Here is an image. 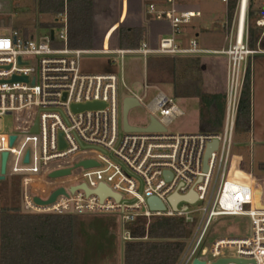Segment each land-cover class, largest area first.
Returning <instances> with one entry per match:
<instances>
[{"label": "built area", "instance_id": "2783aa9c", "mask_svg": "<svg viewBox=\"0 0 264 264\" xmlns=\"http://www.w3.org/2000/svg\"><path fill=\"white\" fill-rule=\"evenodd\" d=\"M164 1L167 8L157 9L153 2L148 5L149 12L167 17L171 24V33L162 36L156 46L143 42L128 49L106 44L96 50L70 48L66 11L56 18L62 27L58 33L54 32L53 38L50 35L25 38L7 25H0V120L13 116L11 131L0 126V173L3 153L7 152L5 178L18 176L24 212L107 213L119 216L124 228L127 222L140 216L183 217L196 229L178 264H192L195 258L206 264H214L221 258L264 264V207H257L255 201L256 184L262 179L253 172L251 161L233 152L239 91L248 57L257 53L248 44L246 14L242 29L239 17L231 26L230 46L215 51L227 55L229 61L230 97L224 129L220 132L124 131L122 121L121 127L119 124L118 75L82 70L81 56L87 52L121 57L138 54L145 59L152 54L211 52L201 48L196 38L187 44L179 39L184 27L193 17L200 16V11L183 8L177 0ZM258 24L264 27V17ZM52 41H62L63 45L54 46ZM90 103L99 105L87 107ZM149 109L166 128L183 114L175 99L163 91L155 96ZM214 140L218 146L212 150L205 168L206 150ZM84 161L95 164L85 166ZM65 169L70 172L51 175ZM101 185L120 197L109 193L101 196L96 192ZM61 188L64 192L52 202L36 201V198L41 202L49 200ZM191 191L197 194L194 202L180 200L173 208L169 201L172 194L185 195ZM149 197L161 200L165 209L152 210ZM261 201L264 204V183ZM200 202L197 209L189 210L191 204ZM195 211L202 212L200 220L192 214ZM217 216L249 217L250 234L222 236L210 247L204 246L210 223ZM122 238L131 239L126 228Z\"/></svg>", "mask_w": 264, "mask_h": 264}, {"label": "trees", "instance_id": "16d2710c", "mask_svg": "<svg viewBox=\"0 0 264 264\" xmlns=\"http://www.w3.org/2000/svg\"><path fill=\"white\" fill-rule=\"evenodd\" d=\"M180 2V0H177ZM54 11L63 9L62 0H51ZM240 0H228L227 17L232 19ZM125 7V0H123ZM122 15L118 26L123 21ZM264 15V5L260 0H248L246 21L248 44L253 48L264 47V35L258 21ZM69 43L75 47L91 45L93 36V0H70L68 3ZM164 17V16H163ZM196 17V16H195ZM166 18V17H164ZM53 29L56 20L44 24ZM117 26V28H118ZM145 28L140 25L122 24L119 28V47L136 48L145 42ZM54 46H62V41H52ZM203 54L164 55L152 54L147 58V69L155 72L148 81L170 82L175 94L193 93L199 98V128L204 132H220L224 126L226 87L211 92L202 87ZM169 75L163 78L164 73ZM149 73V72H148ZM180 82H179V80ZM200 83V84H199ZM252 122V75L248 62L236 116V132H242L245 148L251 132ZM241 141V143L243 142ZM19 182V180H17ZM16 182L15 192L8 202L0 201V264H82L71 244L72 226L66 218L70 215L45 216L40 213L24 212L19 203L20 186ZM131 239L123 244L124 264H178L185 252L191 235V225L178 216L137 217L127 222Z\"/></svg>", "mask_w": 264, "mask_h": 264}, {"label": "rangeland", "instance_id": "374dc122", "mask_svg": "<svg viewBox=\"0 0 264 264\" xmlns=\"http://www.w3.org/2000/svg\"><path fill=\"white\" fill-rule=\"evenodd\" d=\"M264 5V0H260ZM129 5L130 18L128 21H124L118 26L121 12L120 0H95V16H96V32L100 33L102 42L105 39L106 33L109 31L106 40L107 47L116 46L118 40L119 45V28L122 24L131 25L136 7L142 5L144 10H147V6L143 4L142 0H127ZM147 2V1H145ZM0 25H7L11 30L17 31L20 36L25 38H42L50 35L51 30L55 33L61 31L60 25L55 26L53 29L45 26L54 21V17L40 13L37 4L34 0H0ZM177 3L181 7L197 9L201 11L200 22L206 24V28L199 37L200 46L202 47H221L220 44L224 40L223 29L226 30V23L231 27L239 17V5L232 19L227 17V3H221L219 0H180ZM147 5V4H146ZM205 8V12H204ZM159 17V16H158ZM264 15L262 16V18ZM163 18V17H160ZM261 18V19H262ZM118 26V28H117ZM216 27L219 29L214 31ZM246 29L248 32V25L246 21ZM262 33L264 35V27H262ZM118 36V39H117ZM185 38V37H184ZM117 39V40H116ZM181 39V36L179 37ZM187 39V38H186ZM183 40V38H182ZM229 44V38L227 36V45ZM98 45V44H96ZM100 46V44L98 45ZM228 48V47H227ZM226 48V49H227ZM215 53L207 52L203 55V58H213ZM223 59L225 57H222ZM206 60V59H205ZM209 60V59H207ZM210 63V62H209ZM248 65V63H247ZM82 70L92 73H115L118 75L119 82V121L121 127L122 121V99L126 95H138L140 97L141 105L135 106L129 111V122L135 125H147L149 122V116L151 110L149 104L153 101L155 96L163 91L168 96L173 97L183 111L181 116L175 118L167 127L169 132L183 133L199 131V113L200 104L199 100H182L181 96L175 94V89L170 82H153L148 81L149 77L159 78L155 76V72L147 69V59L138 54H125L121 57L118 54H103L98 52H87L81 56ZM215 73V78L210 79L212 86H206V90H222L226 87L228 99L226 102V109L229 100V84H228V62L218 61L214 64H210ZM149 72V73H148ZM149 74V77H148ZM167 74L164 73L163 78H167ZM179 80V79H178ZM212 81V82H211ZM180 82V80H179ZM242 89V87H241ZM240 89V93H241ZM239 93V97H240ZM157 115H159L157 113ZM226 121V113L225 120ZM236 121V119H235ZM0 126L7 131H11L13 128V116L7 115L0 120ZM224 129V126L222 130ZM221 130V131H222ZM242 132H236V125L234 126V150L241 148L244 145V139H242ZM241 141H243L241 143ZM254 146V145H253ZM256 152L263 154L264 149L259 144H255ZM255 174L261 173V169L258 166L257 159L254 157ZM246 161H249L246 159ZM250 162V161H249ZM264 174V171L262 170ZM261 173V174H262ZM18 176L7 175L3 180H0V201L8 202L11 196L14 194ZM263 186V182L260 181ZM20 186V181L17 182ZM19 203L21 206V191L19 194ZM183 205V204H181ZM201 205L200 203L191 204L189 210L197 209ZM197 220L202 217L201 211H195L192 213ZM45 216H59L56 214H43ZM71 217L66 218L67 222L72 226L70 242L73 244V250L78 256L82 264H124L123 262V243L122 235L124 234V226L117 215H111L107 213H85L81 215L70 214ZM251 220L249 217L244 216H217L214 217L210 223L207 231L204 246L210 247V245L219 237L222 236H246L251 232ZM196 225L191 229V235L188 240L192 239Z\"/></svg>", "mask_w": 264, "mask_h": 264}, {"label": "crops", "instance_id": "0c3cea01", "mask_svg": "<svg viewBox=\"0 0 264 264\" xmlns=\"http://www.w3.org/2000/svg\"><path fill=\"white\" fill-rule=\"evenodd\" d=\"M37 4V7L42 14L46 15H51L49 17H54V20L58 17L59 14L63 12H67V17H68V31H69V16H68V3L70 0H62L64 6L63 9L60 11H54L51 9L53 2L51 0H34ZM61 1V0H60ZM100 1V0H99ZM121 1V12L120 15H122V8L124 7L123 5V0ZM143 4L147 6V10H144V6L142 8V5L139 7H136L134 14L131 16L133 18V21L131 25H140L145 28V42H147L150 46H156L159 39L162 36L169 35L171 33V24L169 19L166 18H160L155 12H149L148 11V5L149 3L153 2L155 4V7L157 9L161 8H167L168 4L164 0H142ZM147 1V2H145ZM220 1V0H219ZM221 3L224 4V2L220 1ZM147 4V5H146ZM95 0H93V13H94V20H93V36L91 39V45L85 46V47H73L69 43V34H68V46L70 48L74 49H86V50H93V49H100L104 44H106V38L109 33V31L106 33L105 39L102 42V38L100 37V33L96 35V16H95ZM186 8V7H183ZM199 8L201 6H198L197 11H200ZM191 9V8H190ZM124 21H128L130 18V13H129V5L127 0H125V7H124ZM205 12V8H204ZM201 13V11H200ZM201 16V15H200ZM200 16L193 17L191 22L187 24L184 29L183 33L181 35V40L184 44H187L188 41L191 38H196L199 46V37L203 31V28H206V24L201 23L200 21L202 20ZM121 17V16H120ZM236 21H234L235 23ZM232 26V25H231ZM229 27L226 30H222L224 32V40L220 44L221 47H202L201 48L211 51L215 53V56L213 58H202V63H203V70H202V87L206 90V86L209 85L212 86L214 83L210 84V79L215 78V73L216 70L214 71L213 68L210 66V64H214L215 62L217 63L218 61H225L227 60L228 62V67H229V61H228V56L215 52V51H220L223 49H226L227 47L230 46V39H229V44L227 45V36L229 35V30L230 26L227 25L226 23V28ZM220 28V27H219ZM218 27L215 28L214 31L221 30ZM234 32V31H233ZM234 36V33H233ZM185 37V38H184ZM187 38V39H186ZM229 38V37H228ZM118 39V36H117ZM116 39V40H117ZM100 44V46L96 45ZM113 46V45H110ZM116 46L119 47L118 45V40L116 42ZM251 48V47H250ZM252 49L256 50L257 53L250 55L248 57L247 63L250 62L251 64V75H252V122H251V132L248 136V138L245 140L246 141V146L245 148H238L234 150V154L236 156H241L242 159L244 158L245 160L248 159L251 161V167L252 169L254 168V157L257 159L258 166L260 167V171L262 173V170L264 171V156L263 154H259L256 152L255 149V144H259L262 149H264V47L256 46L253 47ZM222 57H225L224 59ZM206 59V60H205ZM209 59V60H207ZM210 62V63H209ZM212 82V81H211ZM200 84V83H199ZM208 90V89H207ZM210 90V89H209ZM211 92H214L215 90H210ZM136 95V94H135ZM139 99L140 97L136 95ZM182 100H199L198 97L194 96L193 93H182L181 98ZM254 145V146H253ZM248 161V162H249ZM258 172V176L262 179V182L264 183V174ZM124 240V239H123ZM125 241V240H124ZM124 244V243H123Z\"/></svg>", "mask_w": 264, "mask_h": 264}, {"label": "water", "instance_id": "95a60500", "mask_svg": "<svg viewBox=\"0 0 264 264\" xmlns=\"http://www.w3.org/2000/svg\"><path fill=\"white\" fill-rule=\"evenodd\" d=\"M242 0H240L239 4L241 3ZM50 36L51 38L54 37V30H51L50 32ZM17 79L16 77H14V80ZM99 105V103H90L87 104V107H97ZM141 105V101L140 99L136 96V95H126L123 97L122 99V127L124 131L127 132H152V131H166L167 128L153 115L150 114L149 116V122L147 125H135V124H131L129 122V111L131 108L135 107V106H140ZM77 108V106L75 107ZM15 139V136L11 137V141L13 142V140ZM218 146V141L214 140L213 142H211L206 150V154H205V161H204V165L205 168H207V159L210 156L211 152L213 149H215ZM7 156L8 153L4 152L3 153V157H2V165H1V173H0V180L5 179V172H6V160H7ZM25 160H28V155H26ZM83 165L85 166H89V165H94L95 162L93 161H84L82 162ZM70 172V169H65V170H58V171H54L51 175L52 176H59V175H64V174H68ZM64 192V189H59L56 192L53 193V195L51 196V198L45 202H41V200L39 198H36V201L39 203H50L52 202L56 195L59 193ZM97 193H99L101 196H104L105 193H109L111 195H114L116 198H119L120 195L115 194L112 192V190L108 187H106L105 185H101L97 190ZM261 196H262V183L260 181L257 182L256 184V188H255V201H256V205L259 208H263L264 204L261 201ZM197 199V194L194 191H191L188 194L185 195H179L177 193H174L170 196L169 201L172 204L173 208L177 207V203L180 200H185L188 202H194ZM148 205L152 210H163L165 209V204L159 200L156 197H149L148 198ZM230 261L236 262L238 264H243L244 261L243 260H239L236 258H221L219 260H217L216 262H214V264H226ZM192 264H206V262L204 260H200L199 258H195Z\"/></svg>", "mask_w": 264, "mask_h": 264}, {"label": "bare ground", "instance_id": "6f19581e", "mask_svg": "<svg viewBox=\"0 0 264 264\" xmlns=\"http://www.w3.org/2000/svg\"><path fill=\"white\" fill-rule=\"evenodd\" d=\"M248 0H242L239 6V19H240V29H242L243 22L245 19L246 14V7H247Z\"/></svg>", "mask_w": 264, "mask_h": 264}]
</instances>
